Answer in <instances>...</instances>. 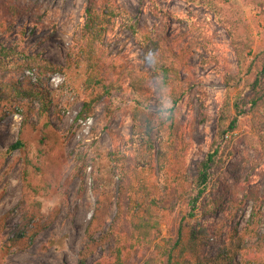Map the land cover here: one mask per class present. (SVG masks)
Listing matches in <instances>:
<instances>
[{"label":"rangeland","instance_id":"374dc122","mask_svg":"<svg viewBox=\"0 0 264 264\" xmlns=\"http://www.w3.org/2000/svg\"><path fill=\"white\" fill-rule=\"evenodd\" d=\"M104 5L112 15L94 42L97 82L87 87L84 26ZM0 46L31 61L29 69L0 70V81L40 80L51 102L22 125L6 110L12 100L0 98V264H120L116 249L126 243L133 247L122 251L123 264H144L179 225L201 229L208 255L235 229V260L260 264L264 110L253 117L247 101L264 61V0H0ZM162 63L186 87L173 120L156 92ZM133 76L155 127L139 126L136 135ZM227 98L241 113L203 189L197 168ZM17 140L23 147L11 149ZM129 193L153 202L161 235L151 245L129 241Z\"/></svg>","mask_w":264,"mask_h":264},{"label":"trees","instance_id":"16d2710c","mask_svg":"<svg viewBox=\"0 0 264 264\" xmlns=\"http://www.w3.org/2000/svg\"><path fill=\"white\" fill-rule=\"evenodd\" d=\"M151 3L155 6V0H151ZM104 8H107V6H102L98 13L89 11L84 26L82 38L85 41V46L82 47V49L86 54L85 60L87 63L88 75L85 83L87 87H93L97 82L94 70L98 66V60L93 51L94 42L105 34L110 24L109 17L112 15L109 9L108 11H104ZM142 36L144 39L149 38L146 34ZM10 52L9 49L0 46V70H5L9 65L12 68H31L30 60L19 61L11 59ZM150 62L154 63L153 60ZM157 68L159 82L156 86V92L159 98V106H163L165 103L169 104V107L164 108L163 112H166V119L173 120V111L179 105L186 92V87H182L181 85L176 86L173 78V72L177 70L176 67L162 63ZM170 84L173 86H171L172 89L169 94L170 99L167 101L165 100V89L168 88L167 86H170ZM131 88L134 101L137 103L131 109L132 118L134 120V134L136 135V129L139 126L148 130L155 127L152 124L151 118L140 110V106L146 104L147 97L143 93V85L138 77L133 76ZM250 90L251 94L247 103L254 117L258 115L260 111L264 110V61L260 66L259 72L250 84ZM1 97L12 100V104L6 110L18 114L22 125L31 124L34 118H40L50 110V92L48 87L43 85L40 80L34 82L28 81L25 84L12 78L0 81V98ZM99 97L100 95L94 100H97ZM239 108L240 104L238 101H232L227 98L223 101L218 110L214 137L205 157L201 160L197 168V184L198 186L203 185V189L207 187L209 179L213 176L211 172L212 169L218 168L223 163V154L230 144L232 133L237 128L238 115L241 113V109ZM161 112L162 111H160V113ZM162 116L164 115L162 114ZM137 121H140V123H136ZM261 144L264 146V142ZM22 147L23 144L20 140H17L11 145V149L13 150ZM130 186L132 188V184L129 185V188ZM203 189L199 191V194L202 193ZM222 198L223 195L217 197L218 200ZM153 207V202L148 196L140 199V197L138 198L135 194L129 193L125 211V225L129 230L130 242L133 240L136 243L148 246L160 237V222L156 214H154ZM227 240L228 244L224 241L213 255H208L204 251L201 229L195 230L190 228L187 230L179 225L174 239L167 240V244L164 245L155 243L154 249L157 256L149 257L144 264H240V261L235 260V252L236 249L240 248L242 237L235 233V229H232L228 231ZM12 241L15 242V239H12ZM132 247L131 243H126L122 244V249H116L115 255L120 264L125 262L121 257L122 251L126 250L130 252ZM257 258L260 264H264V257Z\"/></svg>","mask_w":264,"mask_h":264}]
</instances>
